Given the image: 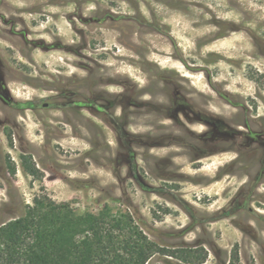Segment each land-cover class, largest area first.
Instances as JSON below:
<instances>
[{
  "label": "rangeland",
  "instance_id": "obj_1",
  "mask_svg": "<svg viewBox=\"0 0 264 264\" xmlns=\"http://www.w3.org/2000/svg\"><path fill=\"white\" fill-rule=\"evenodd\" d=\"M35 196L264 264V0H0V225Z\"/></svg>",
  "mask_w": 264,
  "mask_h": 264
},
{
  "label": "trees",
  "instance_id": "obj_2",
  "mask_svg": "<svg viewBox=\"0 0 264 264\" xmlns=\"http://www.w3.org/2000/svg\"><path fill=\"white\" fill-rule=\"evenodd\" d=\"M20 161L24 172L43 178L30 154H21ZM15 169L11 167L12 173ZM116 229L130 231L129 219L106 210L77 214L69 203L35 196L23 216L0 225V264H147L155 252L165 251L141 232L138 241L119 239ZM170 253L192 264L204 263L208 254L199 247ZM229 264H240L237 244Z\"/></svg>",
  "mask_w": 264,
  "mask_h": 264
}]
</instances>
